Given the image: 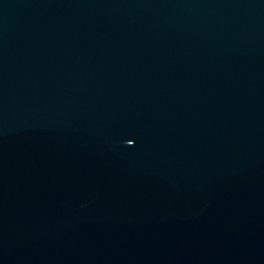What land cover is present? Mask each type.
Segmentation results:
<instances>
[{
    "label": "water",
    "instance_id": "water-1",
    "mask_svg": "<svg viewBox=\"0 0 264 264\" xmlns=\"http://www.w3.org/2000/svg\"><path fill=\"white\" fill-rule=\"evenodd\" d=\"M0 264H264V0H0Z\"/></svg>",
    "mask_w": 264,
    "mask_h": 264
}]
</instances>
